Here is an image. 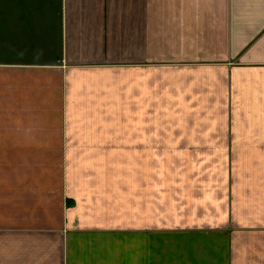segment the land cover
<instances>
[{
    "label": "crops",
    "instance_id": "obj_1",
    "mask_svg": "<svg viewBox=\"0 0 264 264\" xmlns=\"http://www.w3.org/2000/svg\"><path fill=\"white\" fill-rule=\"evenodd\" d=\"M0 264H264V0H0Z\"/></svg>",
    "mask_w": 264,
    "mask_h": 264
}]
</instances>
